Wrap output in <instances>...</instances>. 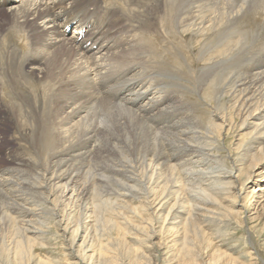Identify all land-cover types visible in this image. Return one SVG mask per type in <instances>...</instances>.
Wrapping results in <instances>:
<instances>
[{
	"label": "bare ground",
	"instance_id": "6f19581e",
	"mask_svg": "<svg viewBox=\"0 0 264 264\" xmlns=\"http://www.w3.org/2000/svg\"><path fill=\"white\" fill-rule=\"evenodd\" d=\"M4 11L1 116L33 162L8 152L0 170V229L13 234L0 236V264H34L49 216L79 260L122 242H102L113 230L146 244L161 223L184 243L226 209L245 161L248 183L264 181V0H0ZM173 32L198 37L201 67L172 53L163 73L151 42ZM182 79L194 94L208 88L205 123ZM235 127L248 137L230 168L216 151Z\"/></svg>",
	"mask_w": 264,
	"mask_h": 264
},
{
	"label": "rangeland",
	"instance_id": "374dc122",
	"mask_svg": "<svg viewBox=\"0 0 264 264\" xmlns=\"http://www.w3.org/2000/svg\"><path fill=\"white\" fill-rule=\"evenodd\" d=\"M11 23L12 22H9L8 18H6L5 11L1 12L0 30ZM178 33L179 32H173L168 36L162 34L161 37L151 42L153 55L156 57L158 63L162 62V71L164 65L166 67L169 66L167 69L172 67V53L181 54L180 56L183 59L189 56L186 58L187 60H183L186 66L188 65L187 68L190 67V63L192 65L199 63L198 67L204 64L203 60L198 57L196 52L197 46H199L201 42H196L198 37L191 32ZM65 34L67 38L73 35V24L66 29ZM163 73H165V71H163ZM185 84L184 79H182V81H180L181 87L177 86L183 101L187 103V107L191 111V114H193V116L195 115L197 120L201 123H205L209 118L211 108L207 105L208 102L200 100L199 96L207 94L208 88L205 87L202 91L203 93L200 92L198 95V93L194 94L190 89L186 88ZM4 105L3 103L0 104V122L4 124L0 126V170H2L3 165L9 163L6 156L8 152L13 155L15 152L22 153L24 155H21L23 163L26 164L27 168H30L31 162H33V153H31L27 147H23L27 145L23 140L20 141L17 139L18 134H16V130L12 126L7 127L5 125L6 123H11V121H2L1 115H4L2 114L3 109H5ZM187 107L186 111L188 110ZM227 107L230 108V103ZM233 120L238 122L237 117H234ZM247 132L239 131V129L235 127L230 130L228 134H222L218 139L219 149L216 151V155L219 159H222L223 163L225 162L227 167L230 166L231 168L233 163L231 159L236 158L237 154L239 155V152L236 151V147L241 144V140H245L248 137ZM248 165L249 161H245L242 166H239L241 170H234V174L237 176V184H235L232 189L234 193H231L228 197L229 201L227 202V207L229 209L227 207L226 209H221L216 220L210 223L211 226H207L209 228L200 226V231L203 232L202 237H196L190 232L191 235L189 239H187V242L184 241V243H181L182 240L178 242V234L171 231V229L167 228L165 230L163 228L164 230H161L162 232L159 231L160 223L155 225V236L149 240V243L141 244L139 240L136 241V239H133L134 237L132 235H127L126 238H124L120 230H113L112 233L109 232L104 235L103 239H101L102 242L107 244L108 239L111 241V237L113 236L122 242H115L114 244L105 246L106 248L102 250L101 253L103 255L99 260L100 262L97 260V254H94L91 260V257L88 256L89 253H87L86 258L79 260L74 257H81V254L77 251V245L71 248V236H69V234L61 236V228L57 227L52 220L50 221L49 216L48 227L44 228L45 233L41 238L44 244L40 240L37 245L35 244L36 246L34 245V264H36L38 260L48 262L49 264H264V194H260L264 188V181L262 179L258 186L250 185L251 183H248L250 179H246L251 169V165ZM245 186L247 188H244ZM240 187L241 190H239ZM252 193L255 195L253 196ZM0 201L1 218V212L4 210V207L2 199ZM135 203H137V201L133 202V204ZM5 210L6 213L11 216L16 214V211L12 210V207ZM145 215L147 216L146 213H144V216ZM130 216L134 217L132 219L135 228L133 229L132 226V229H130L133 231L138 227L140 218L135 215ZM115 220H118V218L116 217ZM119 220H121V218ZM4 229L5 227L2 230L0 229V236L12 238L13 234L11 233V228H8V230H10L9 233H7V229ZM5 231L6 233L3 234ZM9 234L12 235L9 237ZM7 238L5 240L8 243L10 239L7 240ZM123 238L124 240L126 239L127 243L123 242ZM191 241L193 244H191ZM185 248H187L188 252L190 251L192 255L188 254Z\"/></svg>",
	"mask_w": 264,
	"mask_h": 264
}]
</instances>
